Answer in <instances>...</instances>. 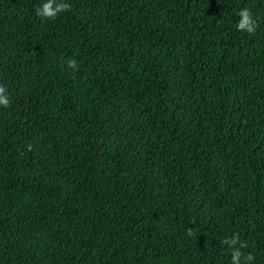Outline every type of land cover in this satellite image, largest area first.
I'll return each mask as SVG.
<instances>
[{
    "label": "trees",
    "instance_id": "16d2710c",
    "mask_svg": "<svg viewBox=\"0 0 264 264\" xmlns=\"http://www.w3.org/2000/svg\"><path fill=\"white\" fill-rule=\"evenodd\" d=\"M46 2L0 0V264H264V0Z\"/></svg>",
    "mask_w": 264,
    "mask_h": 264
},
{
    "label": "clouds",
    "instance_id": "9594fccd",
    "mask_svg": "<svg viewBox=\"0 0 264 264\" xmlns=\"http://www.w3.org/2000/svg\"><path fill=\"white\" fill-rule=\"evenodd\" d=\"M68 3L61 2V0H47L41 7L37 8V15L42 19H55L57 15L61 12L67 11L70 9ZM240 19L236 25L238 31L247 32L249 34H254L258 25L255 19L252 16L250 9L243 8L239 12ZM68 67L72 69L77 68V62L75 59H69ZM0 106L8 107L9 98L7 96V90L4 86L0 85ZM192 232V229H189V233ZM225 244H230L233 247L236 245L237 240L235 238L231 240H225ZM241 253L238 249L234 248L233 251V264H239ZM250 259V257H249ZM247 264V262H245Z\"/></svg>",
    "mask_w": 264,
    "mask_h": 264
}]
</instances>
